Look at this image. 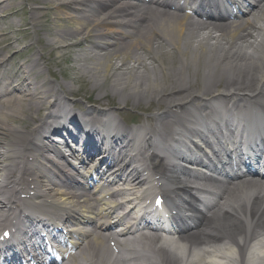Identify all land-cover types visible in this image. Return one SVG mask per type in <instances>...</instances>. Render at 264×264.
I'll use <instances>...</instances> for the list:
<instances>
[{"label":"bare ground","instance_id":"bare-ground-1","mask_svg":"<svg viewBox=\"0 0 264 264\" xmlns=\"http://www.w3.org/2000/svg\"><path fill=\"white\" fill-rule=\"evenodd\" d=\"M43 1H51L57 5L59 11L56 19H69L74 25L66 29H54L52 34L47 30L52 38L41 44V47H51L52 51L62 46L70 49L75 44L72 42L62 45V41L80 35L82 38L77 43L88 42L90 47L73 57L75 65L71 71L76 74L75 78L84 79L93 90L99 91L97 101L104 102L106 96L114 95L125 106H143L151 111V115L145 119L147 122L141 127L144 129L146 143L133 150L124 145L122 155L114 156L110 164L121 161L125 165L127 162L131 165L130 160L141 163L142 171H154L156 166L162 164V151L146 155L148 149L155 148L153 138L177 135L182 138L183 130L176 132V127L181 124L184 126L181 128L186 127V132L191 134L195 129L194 125L200 122L196 115L191 120V109L202 110L203 104L195 102L189 106L190 101L198 95H207L213 90L217 92L219 82H226L223 89L227 90L222 92V97L226 95L229 100L237 96L238 100L243 99L241 90L236 91L238 89L233 87L250 89L253 91L251 93L259 96L264 94V3L249 18L217 25L191 20L185 14L161 12L162 9L146 13L140 5L130 1ZM61 6L66 7L61 9ZM13 7L17 6L11 0H0V19H8L9 16L4 13L7 10L12 15L17 13ZM31 10L33 14L30 24L38 31L41 27V14L47 15L48 10L38 13L34 6ZM139 14L142 16L141 28L136 30L133 27L135 35L126 33L127 30L122 25H126L129 19L124 17H136ZM11 33L12 27L0 31V55L3 50L11 51L9 56L0 61V85H4L5 78L22 75L23 81L14 91L25 92V99L10 94L13 90H8L6 86L0 90V225L5 230L13 231L16 228L17 231L16 224L24 219L35 226L53 222L55 217L61 220L75 218L82 224H87L90 230L79 244L77 256L70 263L111 264L112 260L114 264H144L150 261L137 248V241L146 236L143 233L137 236L135 233L145 228L140 225L145 220L128 225L120 232L110 228L115 223H124L127 218L115 211L121 207V203L114 201V197L120 193L136 196L140 194L142 182L137 168L134 167L129 173L133 180L132 186L109 192L110 199H103L76 184L73 177L64 182L55 176L52 178L42 166L43 161L54 162L47 158L50 154L46 152H57L50 145L53 142L50 136L55 133L65 134L66 130L60 128L62 125H69L68 133L62 136V140L77 137L74 133L80 129L88 136L86 139L90 141L91 150H100L102 156L110 154L113 144L127 138L130 130L120 119L113 117L114 121H121L120 134H114L108 146L100 147L97 144L99 138L107 130L113 129L109 124L111 112L91 103L84 109H79L83 104L78 101L71 103L68 97L75 92L70 84L59 80L41 81L39 76L44 71L42 60L45 59L50 64V57L42 54V57L27 56L23 60L26 53L15 49L17 40H12ZM165 43L169 49L177 51L184 58L183 62L180 60V64L175 65L176 59L172 57L174 53L168 49H165L168 52L165 58L153 55L157 51L165 52ZM166 59L171 63H166ZM192 61L195 62L194 66ZM203 64L205 69L201 74ZM47 67L50 72L49 66ZM194 80L199 87L194 85ZM42 109L45 112L39 117L37 112ZM77 109L83 114H79ZM17 115L32 121L33 125L22 126L23 122L14 118ZM187 116L191 117L188 122L192 126L184 122L188 119ZM84 119L89 123L83 122ZM15 122L19 123L14 124ZM98 128H102L104 133L90 132ZM35 136L39 137L40 144L32 141ZM72 153L75 156L80 154L75 149ZM86 153L89 157H84L83 163L94 168L97 160L90 159L91 152ZM97 168L98 173L102 172V180L106 185L111 182L113 184L126 170L122 167L116 171L117 175H106L100 167ZM172 184L171 195L178 196L177 202H182L181 193L191 194L180 177ZM231 192L233 194H229L226 200L225 197L222 198L223 202H217L209 209L205 208L206 212L202 211L190 219L182 218L183 225L187 228L178 232L179 241L175 242L174 249L180 252V258L185 264H264V250L259 248L261 239L263 241L264 238V217L260 212L261 208L264 211V185L251 179L238 181L234 183ZM38 199L42 202L37 201ZM130 203L135 208V203ZM186 206L184 213L194 211L192 205ZM110 216L116 220H106L112 218ZM105 238L115 242L116 249L112 248L111 251ZM151 241H159L156 232ZM125 251L134 253L125 257ZM161 252H166V249H161ZM168 258L170 261L174 260L170 255Z\"/></svg>","mask_w":264,"mask_h":264},{"label":"rangeland","instance_id":"rangeland-1","mask_svg":"<svg viewBox=\"0 0 264 264\" xmlns=\"http://www.w3.org/2000/svg\"><path fill=\"white\" fill-rule=\"evenodd\" d=\"M12 4L17 6L16 8L13 7L14 10L18 11L15 14H9L11 11L7 10L4 13L7 14L9 17L8 19H0V31H3L7 27H12V33L11 37H13L12 40H17L15 49L18 51L23 50V52L26 53V56L22 59L25 60L28 57L32 56H41L42 54L49 56L50 59H48L49 63L45 59L42 60V63L44 66H49V69L47 70V73L44 74V76L48 77V73H50L51 80L49 81H56V78H58L60 81L65 82L67 84H70V87L73 92V95L77 98L78 102H81L83 104H87L85 102H94L97 103L100 100H96V97L98 95L97 89H92L89 82L85 81L84 79H77L75 78L76 74L74 75L71 71L72 68H74L75 62L73 61V57L77 52H80L82 49H85L87 44L85 45H79L71 47L70 49H67L65 47L61 48H55V50H51V47L45 46L44 48L41 47V44H44L47 42L50 38H52V35L47 34V30L51 31V34L54 33V29H60V28H69L74 25L73 21L69 19L60 18L56 19V14L58 13L57 5L54 2L49 1L44 2L43 0H11ZM36 7L38 13H42L46 9L48 10L47 15L41 14L39 25L40 30L36 31L32 24H30L31 16L33 14L30 7ZM66 6H61V9H64ZM10 8V6L8 7ZM1 14V12H0ZM63 17V16H62ZM81 39L80 35L75 36L72 39H68L62 41V45L66 44L68 42H77ZM40 41V42H38ZM0 44V48H1ZM168 49L169 51H173L174 54H172V57L176 59V64H180V60L184 59L183 57L179 56L178 52L172 49H169V46H165L164 50ZM41 51V53H39ZM162 51V50H161ZM3 53V57H5L7 54H11V51L5 50ZM168 53L166 50L165 52L161 53L160 51L155 52L153 55L155 56H162V58H165V54ZM175 55V56H174ZM177 56V57H176ZM42 57V56H41ZM1 58V57H0ZM119 62L118 60H115ZM171 63L170 60L166 59V63ZM183 62V61H182ZM13 66V64H11ZM192 65H195V62L192 61ZM204 65V64H203ZM11 66V67H12ZM45 68V67H44ZM201 71L204 70L203 66L200 69ZM193 71V70H191ZM52 73V74H51ZM189 73V72H188ZM202 73V72H200ZM22 96V95H21ZM106 99L109 102V105L115 108L117 110L122 109V105L119 102V100L113 95V96H106ZM97 101V102H96ZM99 105V104H98ZM148 107V106H147ZM145 108L142 106L140 108L127 106L124 108V111L126 115H124L127 118L131 120H138V119H144L146 116ZM43 111H38L37 114L41 116ZM16 121L23 122L22 126H28L27 120L19 117H14ZM33 119V118H32ZM31 119V120H32ZM19 123V122H16ZM30 124H32L30 122ZM21 125V124H20Z\"/></svg>","mask_w":264,"mask_h":264}]
</instances>
